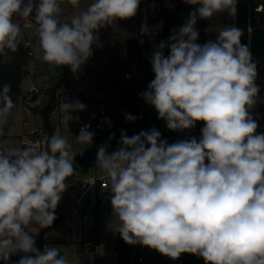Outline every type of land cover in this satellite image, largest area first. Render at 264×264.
Wrapping results in <instances>:
<instances>
[{
  "label": "clouds",
  "instance_id": "9594fccd",
  "mask_svg": "<svg viewBox=\"0 0 264 264\" xmlns=\"http://www.w3.org/2000/svg\"><path fill=\"white\" fill-rule=\"evenodd\" d=\"M68 2L79 8V0ZM140 2L93 0L62 22L61 0H0V55L17 51L19 21L31 16L43 61L76 73L92 56L99 30L134 17ZM184 2L199 7L153 52L155 76L141 95L169 130H190L202 121V135L199 141L168 144L153 128L132 137L122 133L116 151L98 149L97 165L111 185L115 231L127 244L173 260L190 253L205 264H264V133L257 134L251 114L260 91L257 67L235 25H225L214 42H196L197 18L235 16L237 0ZM10 91L7 84L0 91V136L15 107ZM60 108L72 119L70 113L86 105L62 101ZM89 127H81L78 142L92 143ZM44 139L43 151L0 149V260L5 264L17 252L24 253L17 264H69L55 246L40 251L26 230L53 224L66 180L75 171L68 140L58 132Z\"/></svg>",
  "mask_w": 264,
  "mask_h": 264
},
{
  "label": "rangeland",
  "instance_id": "374dc122",
  "mask_svg": "<svg viewBox=\"0 0 264 264\" xmlns=\"http://www.w3.org/2000/svg\"><path fill=\"white\" fill-rule=\"evenodd\" d=\"M87 2H93V0H83V4H86ZM60 6L61 12L59 14V19L62 22H70L71 18L79 12L68 2V0H61ZM141 6V12L139 15L137 11V14L134 17L114 21L111 26H105L99 30L97 33L99 40L92 46L93 54L80 70L73 73L68 66H62L64 75H62V89L60 90V95L66 96V103L79 101L80 103L86 105L85 110L76 111V114L73 117L74 119H69V122L77 125V119L79 118L91 120L93 117L94 105L91 100L87 101L86 99H83V97L90 98L96 92L99 94V92L104 93L105 91V77L102 75L101 78L100 76L98 78L95 69L97 63L95 61L97 59L95 55L99 52L103 54V62L106 66H114L118 69L117 71L119 72L117 73V78L123 86L120 87L123 92L125 91L124 89L132 88L136 82L143 83L145 80L149 81L150 79L145 78L148 75H150L151 78H154L155 74L152 71L151 57L153 52L157 50L160 42L164 41L162 29L173 24L179 31V29L186 23L187 3H185L184 0H143ZM26 21L27 18H22L19 21L21 24V35L19 37L20 44L18 45L17 51L14 53L6 51V55H0V91H2L3 85H9L11 89L9 95L15 104V107L12 109V115L8 119V125L5 128V134H9L10 136H0V149L20 148L19 140L13 136L17 131L16 126L18 122V113H20L22 109L24 110L25 106H27L30 111L39 112L40 106L36 105L34 102L38 96L39 104L45 103L46 96L43 94L48 95V101L41 107H47L51 96V89L56 82V79L53 80L48 77L45 64L41 58L42 53L37 50V25L35 23H22ZM247 33L249 34V30H247ZM168 34L170 37L173 34V30ZM168 41L164 42L167 43ZM24 42L27 43L29 51L33 53L32 57L27 55L23 46ZM163 54L167 57L170 54V49L166 47L163 50ZM131 68H138L139 74L137 78L131 80L123 79L122 73ZM141 70H143V72H141ZM70 80L79 92L73 89L70 84ZM31 84L35 85L39 89V94L33 97V102L27 103L24 99H22V96L28 91ZM108 92V97L114 100L112 102L110 115H114L113 118L116 119H109L108 122H105L102 133L108 126H110V124L120 118V111H122L124 107L123 92ZM79 95H82V99L78 98ZM96 108L97 106H95V109ZM60 111L61 109L59 112ZM25 116L27 121L24 126L29 127L32 124V120L30 117H27L28 115ZM162 121V119H159L158 116H156L153 123L161 124ZM13 122L15 127L13 126ZM197 126L204 127L201 126L200 121ZM89 131L92 132L91 130ZM198 132L199 130H196L189 136V138L197 137ZM79 133L80 132H78L77 129L74 130L72 132V137L68 140V142L72 145V152H75L74 148H77L78 151L84 146L83 150L87 148V143H80L77 141L76 137ZM92 133H94L95 137V132ZM83 150H80V152ZM84 205L85 207H88L87 203ZM36 225L37 224H32L28 227L29 229H35ZM67 237L68 234L62 232V229H58L57 227L52 229L47 235V239L49 241L56 240L58 238L66 240ZM135 252L142 259L140 263L133 261ZM183 254L184 253H182L178 259L173 260L147 246H140L137 249H130L128 256H126L128 261L122 259L120 264H179L178 261L185 264L182 261ZM72 264L78 263L76 262Z\"/></svg>",
  "mask_w": 264,
  "mask_h": 264
},
{
  "label": "crops",
  "instance_id": "0c3cea01",
  "mask_svg": "<svg viewBox=\"0 0 264 264\" xmlns=\"http://www.w3.org/2000/svg\"><path fill=\"white\" fill-rule=\"evenodd\" d=\"M143 0H141L139 7H138V15L141 12V3ZM238 1V0H237ZM92 2H87L86 4H83V0H79V8H76L77 11H82L83 9H86ZM199 5H190L187 4V14H186V22L189 18V13L195 11ZM69 14V13H68ZM231 18L234 20L235 16H231ZM23 24H31L35 23L33 20H30L27 18L26 22H22ZM225 25H235L234 23L226 24L222 21V13L214 16L211 20L208 19H199L197 18V23L195 25L196 30L199 32L198 40L196 41L198 44L203 45L208 41H216L217 39V33L225 26ZM172 29H176L174 25H168V27H165L162 29L163 39L164 41L169 40V32L172 31ZM178 31V30H177ZM165 37H167V40H165ZM24 46V45H23ZM28 49V46H27ZM29 50V49H28ZM33 55V53H32ZM97 59L95 60L96 63V72L98 75V78L102 77V75L105 77L106 84L104 85V93L98 94V92L94 93L90 98L89 97H83V99L91 100L94 109H93V115L95 112V106H98V104H102L105 109V113L108 119H116L113 118V116L110 115V112L112 110V102L113 99L109 98L107 95L108 91H114V92H123L120 87H123L120 84V80L117 78V71L118 69L114 66H106L103 62V54L100 52L95 55ZM32 57V56H31ZM63 68V67H62ZM145 70V69H144ZM143 72V70H141ZM145 72V71H144ZM64 75V70H63ZM66 77V75H65ZM145 78L150 79L152 81L154 78H151L150 75L146 76ZM54 80V79H53ZM119 81V82H118ZM70 84L72 85L73 89L75 91L79 92L72 84L70 80ZM132 88L124 89V92L130 91ZM148 88L141 90L136 97H134V106L138 112H141L145 115V122L143 123V127L141 128V131H150L153 128L158 130L161 133V139L166 140L168 144H173V140L177 137L178 131H172L169 130L166 126V121H162L160 124L153 123L155 121L156 116H158V113L154 106L150 105L146 102V100L141 95L143 92L147 91ZM123 92V94H124ZM109 93V92H108ZM42 95V94H41ZM46 96V101H48V95L43 94ZM80 99H82V95H79ZM79 99V100H80ZM39 97L35 99V104L40 106V111H30L27 106H25L24 110L20 113H18V122L16 126V133H14V138L20 139L30 137L29 133L32 130L36 129H42V108L41 106L45 105L39 104L38 102ZM50 100V99H49ZM125 101V97H124ZM124 110V107L120 113L122 114ZM76 114L75 112L70 113L72 117H74ZM109 114V115H108ZM30 117L32 120V124L29 127H25L26 124V116ZM40 115V116H39ZM40 117V118H39ZM121 117V116H120ZM56 119V120H54ZM69 119L67 117V113L64 111H60L56 116H52L50 113L48 115V123L54 130L55 133H59L61 136L69 140L70 137H72V132L77 129V125L69 122ZM74 119V118H73ZM85 120L83 119H77L78 124L80 121ZM196 123V126L190 130L193 132H190V130H184L181 132L182 136L189 137L192 133H194L196 130H201L203 127H198ZM201 126H204V122L200 121ZM13 126L15 127V124L13 122ZM12 126V127H13ZM25 127V128H24ZM15 129V128H14ZM78 131V130H77ZM140 131V132H141ZM79 132V131H78ZM93 132V131H92ZM96 133V132H95ZM3 136L9 137V134H4ZM17 141V140H16ZM94 141V139H93ZM93 141L91 144L87 143V148L92 146ZM18 144V143H17ZM85 147V146H84ZM83 147V148H84ZM120 147V146H119ZM117 147V149L119 148ZM81 148L80 150H83ZM116 149V150H117ZM80 150L78 151L77 148H74L73 153L79 154L81 153ZM115 150V151H116ZM100 174H105L102 169H100L97 165V162L92 165V167L87 170L86 172H77L75 176L73 177V180L76 181L77 184L69 186L65 192L62 194V198L55 210V214L58 217V221L48 229L44 234V240L46 241L48 246H55L60 249L61 255L65 256L68 261H74L75 260V252H76V245L81 240H89L91 242L96 243H107L118 240L119 233L115 231L116 224L118 221L113 216V210L111 205V185L110 181L105 176L106 185L105 187H100L99 182L96 181L95 184L92 187H88L84 192L82 188L79 186V182L82 180H88L90 176H97ZM83 192V194H82ZM82 194V197L79 201L81 205V210L78 212L73 211V208L75 206V199L79 197ZM100 194L101 198L100 201L95 204V195ZM90 196V198H89ZM85 203L88 204V207H85ZM87 222H89V225H87ZM62 229V232L67 233L68 237L66 240L64 239H56V240H48L47 235L50 233L52 229L55 228ZM40 228L39 225H36L35 229H29V227L26 229L31 233H35ZM63 236V235H62ZM72 245V246H71ZM69 247V252H68ZM140 247V246H138ZM137 247V248H138ZM136 248V249H137ZM71 250V251H70ZM106 253V249H101L99 254L92 256L90 253H87L85 255V258L88 262L91 261H97L99 257ZM129 253V252H128ZM135 254H137L135 252ZM138 255V254H137ZM128 256V254H127ZM126 261L128 259L124 258ZM133 261L136 262V260L133 258ZM142 261V260H141ZM140 261V262H141ZM136 262V263H140Z\"/></svg>",
  "mask_w": 264,
  "mask_h": 264
},
{
  "label": "trees",
  "instance_id": "16d2710c",
  "mask_svg": "<svg viewBox=\"0 0 264 264\" xmlns=\"http://www.w3.org/2000/svg\"><path fill=\"white\" fill-rule=\"evenodd\" d=\"M34 2L38 3V0H34ZM258 6L261 7L259 11L256 10ZM236 8L237 11L234 20L227 12H225L222 13V21L226 24L234 23L235 26L241 30L243 27L246 29L249 28V50L252 53L253 62L257 67V78L255 82L260 89L256 97L257 102L255 103L251 114L253 119L258 124V128L256 130L257 134L264 133V0H238ZM32 15L34 16V12ZM29 19L33 20L31 16ZM62 79V76L56 78V82L51 89L49 104L41 112L43 120L42 129L44 130L46 136L49 137L54 134V130L48 123V115L51 111V106L54 103L53 100L55 92L62 89ZM148 85V80H145L143 83L136 82L130 91L124 92V110L121 117L117 121L110 124V126H108L103 133L102 131L96 132L92 146H99V148L101 146H107V150L109 152H113L120 146L119 142L122 133L126 134L128 137H132L133 135H138L140 133L143 123L145 122V115L136 110L133 98L136 97L141 90L148 88ZM127 115H132L136 117V119L134 121H127ZM201 135L202 133L200 130L197 135V141H199ZM110 137L111 139H109ZM96 159L97 154L93 164L97 162ZM73 167L75 169L74 174L69 177L66 182L72 180L77 172H81L74 161ZM100 198V194L95 195V204L100 201ZM57 221L58 217L56 215V219L50 227L39 228L35 233L29 232L34 236L36 240V247L40 251H43L45 246H48L44 240L45 232L53 227ZM118 241L124 242L120 234L118 236ZM182 261L185 264H205L202 257L190 253H184Z\"/></svg>",
  "mask_w": 264,
  "mask_h": 264
},
{
  "label": "built area",
  "instance_id": "2783aa9c",
  "mask_svg": "<svg viewBox=\"0 0 264 264\" xmlns=\"http://www.w3.org/2000/svg\"><path fill=\"white\" fill-rule=\"evenodd\" d=\"M261 9L260 6L256 8L257 11ZM173 31L178 32L175 29H172ZM249 30V28H247ZM249 35V34H248ZM24 49L26 50V53L28 56H32V52L27 49V43L24 42ZM248 47H249V36H248ZM139 74L138 68H131L129 70H125L122 73V77L125 80H131L136 79ZM61 91L55 92L54 94V103L51 106V114L52 116H56L59 113L61 102H66V96L60 95ZM39 94V89L31 84L28 91L22 96V99H24L27 103L33 102V97ZM109 119L106 117L105 109L102 104H98L94 115L91 120H82L77 124V130L80 132L81 127L84 125H90L88 130H91L93 132H99L103 130L104 123L108 122ZM190 132H193L190 130ZM30 137L22 138L19 141L20 148L24 147H33L37 151H43L47 149V143L45 141V132L42 129H36L30 131ZM197 139V137H195ZM191 138L185 137L181 135V132L178 131L177 137L173 140V143H176L177 141L181 140H190ZM106 174H100L97 176H90L88 180H82L79 182L80 188L84 189L83 192L88 188L92 187L96 181L99 182L100 187H105L106 181H105ZM68 184V187L71 185L77 184L75 180H70L66 182ZM67 187V188H68ZM82 192V194H83ZM82 194L75 199V206L73 208V211L78 212L81 210V205L79 203ZM87 225H89V222H87ZM138 246H143L140 244H127L125 242L121 241H112L107 243H96L91 242L89 240H81L76 245V252H75V260L69 261V264L72 263H78V264H120L121 260L124 259L129 250L132 248H137ZM101 249H106V253L101 255L97 261H91L88 262L85 258V255L87 253H90L92 256H95L99 254ZM24 255V253L17 252L16 254L10 255V258L7 262V264H17V261ZM134 259L136 262H140L142 259L139 255L134 254ZM179 264H182L181 261H178ZM0 264H5L4 261L0 260Z\"/></svg>",
  "mask_w": 264,
  "mask_h": 264
},
{
  "label": "water",
  "instance_id": "95a60500",
  "mask_svg": "<svg viewBox=\"0 0 264 264\" xmlns=\"http://www.w3.org/2000/svg\"><path fill=\"white\" fill-rule=\"evenodd\" d=\"M241 43L248 46V33L246 28H242ZM167 40V37H165ZM42 58V55H41ZM43 61V59H42ZM46 67L48 77L51 79H56L63 75L62 66L49 65L47 62L43 61ZM99 146H90L84 149L81 153L75 154L74 163L77 165L81 172H86L94 162Z\"/></svg>",
  "mask_w": 264,
  "mask_h": 264
}]
</instances>
